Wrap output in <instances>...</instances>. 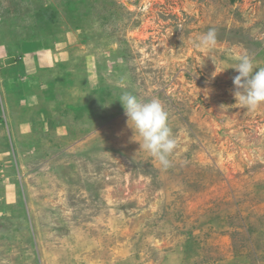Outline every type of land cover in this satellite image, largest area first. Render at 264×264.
I'll return each mask as SVG.
<instances>
[{
	"label": "rangeland",
	"instance_id": "obj_1",
	"mask_svg": "<svg viewBox=\"0 0 264 264\" xmlns=\"http://www.w3.org/2000/svg\"><path fill=\"white\" fill-rule=\"evenodd\" d=\"M241 54L264 67V0H0V264H264V105L234 98ZM124 91L169 112V168Z\"/></svg>",
	"mask_w": 264,
	"mask_h": 264
},
{
	"label": "clouds",
	"instance_id": "obj_2",
	"mask_svg": "<svg viewBox=\"0 0 264 264\" xmlns=\"http://www.w3.org/2000/svg\"><path fill=\"white\" fill-rule=\"evenodd\" d=\"M217 43V31L210 28L198 37L194 46L202 51H211ZM232 69L238 73L233 77L236 89L233 95L237 104L248 111H254L264 105V67H259L251 56L241 54L236 57ZM220 73L222 72L218 71L216 66V71L212 74L213 79ZM118 101L134 135L138 133L142 138V143H139L140 150L148 152L163 168H169L172 165L170 158L176 153L179 145L170 126L169 112L163 103L158 98L144 100L129 91L122 92Z\"/></svg>",
	"mask_w": 264,
	"mask_h": 264
},
{
	"label": "crops",
	"instance_id": "obj_3",
	"mask_svg": "<svg viewBox=\"0 0 264 264\" xmlns=\"http://www.w3.org/2000/svg\"><path fill=\"white\" fill-rule=\"evenodd\" d=\"M34 50H35V49H34ZM30 52H31V51H30ZM42 54H46V51H45V50H44V51H39V49H37V50H36V54H34L33 57H36V56L38 57L39 55H42ZM42 59H43V58H42ZM42 59H41V60H42ZM5 60H6V59H5ZM43 60H45V59H43ZM15 61H16V59H15ZM16 64H19V63L16 62ZM23 64H24V63H23ZM23 64H22V65H23ZM16 66H17V65H16ZM15 69H16V68H15Z\"/></svg>",
	"mask_w": 264,
	"mask_h": 264
},
{
	"label": "water",
	"instance_id": "obj_4",
	"mask_svg": "<svg viewBox=\"0 0 264 264\" xmlns=\"http://www.w3.org/2000/svg\"><path fill=\"white\" fill-rule=\"evenodd\" d=\"M15 63H16L15 58H9V59L5 60V64L6 65H12V64H15Z\"/></svg>",
	"mask_w": 264,
	"mask_h": 264
}]
</instances>
